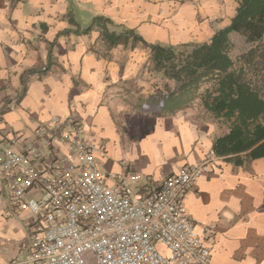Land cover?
Listing matches in <instances>:
<instances>
[{"label": "crops", "instance_id": "obj_1", "mask_svg": "<svg viewBox=\"0 0 264 264\" xmlns=\"http://www.w3.org/2000/svg\"><path fill=\"white\" fill-rule=\"evenodd\" d=\"M74 1L92 4L96 21L79 23ZM170 1L0 0V136L15 134L21 149L36 142L35 124L75 117L100 147L108 181L135 173L146 189L212 154L185 199L198 233L208 228L211 264H264V157L236 165L216 156L213 140L228 123L203 108L207 86L185 95L151 57L150 44L200 42L223 27L196 25L191 40L183 10L194 1ZM169 12L178 15L168 20ZM112 32L122 37L110 43ZM11 197L0 176V264L24 257L34 220Z\"/></svg>", "mask_w": 264, "mask_h": 264}, {"label": "built area", "instance_id": "obj_2", "mask_svg": "<svg viewBox=\"0 0 264 264\" xmlns=\"http://www.w3.org/2000/svg\"><path fill=\"white\" fill-rule=\"evenodd\" d=\"M34 132L21 149L15 134L0 136V176L15 208L34 216L24 257L9 264H211L208 228L198 233L185 199L212 154L146 189L135 173L108 181L100 147L75 117Z\"/></svg>", "mask_w": 264, "mask_h": 264}, {"label": "trees", "instance_id": "obj_3", "mask_svg": "<svg viewBox=\"0 0 264 264\" xmlns=\"http://www.w3.org/2000/svg\"><path fill=\"white\" fill-rule=\"evenodd\" d=\"M231 34L247 45L234 57ZM120 37L104 35L110 43ZM150 48L152 59L182 82L185 95L207 86L201 93L203 108L228 123L227 133L213 140L216 156L236 165L264 157V0H236L228 25L206 40Z\"/></svg>", "mask_w": 264, "mask_h": 264}, {"label": "rangeland", "instance_id": "obj_4", "mask_svg": "<svg viewBox=\"0 0 264 264\" xmlns=\"http://www.w3.org/2000/svg\"><path fill=\"white\" fill-rule=\"evenodd\" d=\"M143 1L148 2L151 0H143ZM172 1H174L175 3L170 1L169 5L173 3L176 4L177 6L178 0H172ZM187 1H191V2L194 1V3L191 4L194 9H192V11L187 10V8L183 10L184 25L182 27L184 29L185 34L189 30L192 31L190 33V36L191 34L196 33L195 31L196 25L199 26V28H202V26H207V24H210L212 28H215L219 25L221 27H224L231 20L236 7V0H187ZM182 2H181L182 4H180L179 6L185 7L186 0H182ZM71 9L74 11L72 12L74 16L79 18L78 19L79 23H81L83 26H88L96 21V18L93 16L94 14L96 15V13L94 11L93 5L90 3H86V2L76 3V1H74L72 2ZM170 12L168 13L169 16L168 20H171V18L173 17L175 18L178 15L177 13L176 15L175 13L170 14ZM200 31L203 33V29ZM209 36L202 37L199 35L198 39L200 41H203L206 40ZM195 37H196L195 35H192L191 40H197V38ZM185 38L186 37H183V40ZM230 38L233 43V47L230 51V55L232 57L236 56L237 54L241 53L247 48V45L245 44L244 40L238 35L231 34Z\"/></svg>", "mask_w": 264, "mask_h": 264}]
</instances>
